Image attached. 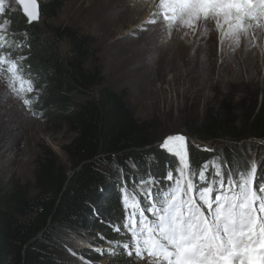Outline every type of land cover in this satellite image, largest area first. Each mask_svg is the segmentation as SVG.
<instances>
[{
  "label": "trees",
  "instance_id": "obj_1",
  "mask_svg": "<svg viewBox=\"0 0 264 264\" xmlns=\"http://www.w3.org/2000/svg\"><path fill=\"white\" fill-rule=\"evenodd\" d=\"M63 6V0L41 1V23L28 24L21 9L6 13L11 23L9 50L18 58L27 57L23 64L40 90L30 105L72 134L64 150L74 173L70 176L47 149L37 160L33 185L37 195L31 196L27 185L8 186L0 181V264H89L68 254L64 233L90 235L98 244L118 240L120 233L114 226H122L128 215L122 189L129 186L142 201L140 181L149 174L157 178L154 187L158 188L170 183H159L168 170L178 176V158L157 145L163 139L157 123L136 118L127 90L106 86L98 63L86 68L89 59L98 60L94 38L71 26L51 23ZM61 42H67L68 51L60 50ZM96 88L98 96L86 103L75 102L71 96L75 90ZM181 133L195 140L225 137L230 141L211 151L187 141L191 171L197 173L208 165L205 182L192 176L197 187L212 183L217 156L225 169L250 171L249 163H242L233 151L244 147L238 144L242 139L264 138V104L254 101L240 116L230 105L219 112L210 108L202 119L188 121ZM258 162L259 177L264 175V156ZM235 164L243 169L236 171ZM75 253L93 262L103 258L89 249Z\"/></svg>",
  "mask_w": 264,
  "mask_h": 264
},
{
  "label": "rangeland",
  "instance_id": "obj_2",
  "mask_svg": "<svg viewBox=\"0 0 264 264\" xmlns=\"http://www.w3.org/2000/svg\"><path fill=\"white\" fill-rule=\"evenodd\" d=\"M63 1L64 6L51 23L71 26L94 38L98 60L89 59L86 68L98 63L103 69L105 85L117 91L126 89L136 118L154 120L159 126L157 133L163 139L179 134L188 121L202 119L210 108L219 112L230 105L240 116L252 102L264 104V32H257L254 38L242 35L236 45L214 23L195 31L182 25L170 28L155 15L160 0ZM3 7L0 22L9 21L7 11L21 9L18 0H3ZM154 19L159 22L153 24ZM6 27L8 34L11 23ZM181 44L185 46L182 50ZM59 47L69 50L67 42L59 43ZM7 81V74H0V181L8 186L27 185L33 196L39 192L33 186L37 160L47 149L71 175L72 165L64 147L72 134L67 127L55 124L34 111L31 105L23 104L24 98L32 99L40 91L36 83L33 93H22L18 98ZM23 86H27V78ZM16 87H21L19 81ZM98 91V88L92 92L75 90L71 96L75 102L86 103L97 97ZM214 139L218 141L215 143L218 148L226 140L225 137L208 140ZM249 140H240L238 144L245 143L246 147L233 152L242 163L247 161L251 166L253 160L258 164L260 156H264V139L253 141L258 150L248 147ZM223 164L217 156L215 165H220L221 171H231V167L225 169ZM234 168L243 169L238 164ZM196 179L200 181L199 175ZM215 179L214 175L212 182ZM202 186L199 184L198 188ZM133 191L129 186L122 190L130 196V203ZM145 215L153 218L151 213ZM119 233L118 240L113 241H120L122 245L126 240L121 239L131 240L130 234ZM62 242L69 255L89 264H146V260H137L134 252L132 256L127 255L122 247L116 249L115 255L106 254L105 250L112 245L108 241L98 244L90 235L83 237L67 232ZM80 249H89L103 258L89 261L75 253Z\"/></svg>",
  "mask_w": 264,
  "mask_h": 264
},
{
  "label": "snow or ice",
  "instance_id": "obj_3",
  "mask_svg": "<svg viewBox=\"0 0 264 264\" xmlns=\"http://www.w3.org/2000/svg\"><path fill=\"white\" fill-rule=\"evenodd\" d=\"M19 4L28 24L39 19L37 0H19ZM158 7L155 15L170 28L182 25L195 31L214 23L236 45L242 35L254 38L257 32H264V0H160ZM8 23L0 22V74H7V82L19 98L22 93H33L35 81L23 64L27 57L18 58L9 50ZM22 102L27 106L32 100L24 98ZM160 148L178 158V176L168 170L159 183H170L158 188L154 187L157 178L149 174L147 180L140 181L144 186L142 201L132 196L130 203V196L122 195L123 205L131 212L114 231L126 229L131 240L122 245L108 241L112 247L106 254L115 255L122 247L127 255L134 252L137 260H146V264H264V175L257 176L256 161L250 171L240 172L221 171V166L215 165L217 179L198 188L192 180L197 173L190 169L186 136L168 135ZM207 168L205 163L198 172L202 182L207 180Z\"/></svg>",
  "mask_w": 264,
  "mask_h": 264
},
{
  "label": "bare ground",
  "instance_id": "obj_4",
  "mask_svg": "<svg viewBox=\"0 0 264 264\" xmlns=\"http://www.w3.org/2000/svg\"><path fill=\"white\" fill-rule=\"evenodd\" d=\"M19 3V2H18ZM213 27V26H212ZM209 28H210V26H209ZM219 30V29H218ZM206 32V31H205ZM221 34L222 35H224L223 34V32L221 31ZM262 34V33H261ZM259 35V34H258ZM262 37V36H261ZM259 38V37H258ZM196 41V40H195ZM181 47H180V49L182 50V49H184L185 48V46H184V44H181L180 45ZM203 46V45H202ZM201 48V47H200ZM203 48V47H202ZM197 51V50H196ZM179 134H183V133H181V132H178ZM249 139H251V138H247V139H244V140H249ZM261 139H264V138H261ZM216 139H214V140H205V141H203V144H201V146H200V148L201 149H206V150H210V148L211 147H213L214 146V148L216 149V145H215V143L216 142H218V141H215ZM254 140L253 139H251V140H249L248 142V147H251L250 145H252V144H254L255 142H253ZM228 142H230V141H228L227 139L225 140V142H224V146L228 143ZM241 145H244V146H246V144L244 143H242ZM252 148L254 149L255 147L253 146V147H251V150H252ZM214 150V149H213ZM197 176H198V171H197V174H196ZM213 177H214V175H213ZM137 199V198H136ZM138 200V199H137ZM122 231V230H121ZM121 240H126L127 241V239H121ZM89 261H91V260H89Z\"/></svg>",
  "mask_w": 264,
  "mask_h": 264
},
{
  "label": "water",
  "instance_id": "obj_5",
  "mask_svg": "<svg viewBox=\"0 0 264 264\" xmlns=\"http://www.w3.org/2000/svg\"><path fill=\"white\" fill-rule=\"evenodd\" d=\"M19 2V0H18ZM37 5H38V11H39V19L37 21H35V23H41V12H40V1L37 0ZM21 9H22V12H23V7L21 5ZM24 14V13H23ZM192 141V140H191ZM74 173V170L71 172V175ZM70 175V176H71Z\"/></svg>",
  "mask_w": 264,
  "mask_h": 264
},
{
  "label": "clouds",
  "instance_id": "obj_6",
  "mask_svg": "<svg viewBox=\"0 0 264 264\" xmlns=\"http://www.w3.org/2000/svg\"><path fill=\"white\" fill-rule=\"evenodd\" d=\"M184 135V134H183ZM186 136V135H185ZM187 139H189L190 142H192L191 140V137L190 136H186ZM159 144V143H158Z\"/></svg>",
  "mask_w": 264,
  "mask_h": 264
}]
</instances>
